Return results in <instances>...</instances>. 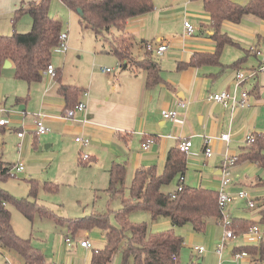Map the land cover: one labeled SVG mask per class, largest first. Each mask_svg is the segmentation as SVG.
Returning a JSON list of instances; mask_svg holds the SVG:
<instances>
[{
	"label": "crops",
	"instance_id": "1",
	"mask_svg": "<svg viewBox=\"0 0 264 264\" xmlns=\"http://www.w3.org/2000/svg\"><path fill=\"white\" fill-rule=\"evenodd\" d=\"M31 1L38 0H0V14L9 17L8 20L6 19V23L1 26L4 32H0V34L10 35V29L12 28L14 32L15 27L21 32L24 31L23 28L26 29L27 26L31 25V18L27 19L24 16V26L20 28L18 24L21 23L23 17L18 16L20 17L18 21V17H14L15 10ZM153 1V10L128 19L123 31L133 42L131 54L137 59L144 57L139 58L134 55L133 45L137 42L141 43L139 46L144 49L145 54L148 52L143 46L145 42L168 43V50L161 55L149 52L161 69L162 81L153 86L148 87L146 85L145 71L135 69L130 65L127 68H122L114 55L113 62L120 68L118 73L113 72V75H110L114 71L112 68L109 67L110 71L104 72L100 66L99 71L95 67H91L86 79L78 80L77 78L75 81H69L62 77L63 83L81 88L78 101L85 103L83 111L76 112L72 119L63 120L60 116L65 113L66 106L63 96L57 91L56 79L46 77L43 74L39 81L28 83L21 80L27 83V95L14 97L10 94L9 96L4 92L5 85L1 76L4 73L14 74V67L9 61L10 65L2 68L0 105L6 104L9 100L12 110L10 113L7 112L8 122L6 125L0 126V130H5L7 125L16 124L14 130L18 140V151L23 143L27 147L32 141L37 146H45V149H49L51 152H47V154L53 155L54 158H57L58 153L66 155L68 149L70 152L67 154L71 156L77 153L81 160H84L82 157L83 154H86L88 157L85 162L83 161V165H88L91 170L100 172L99 180L95 184L94 182L90 183L91 185L94 184L95 191L107 187L109 169L113 164H123L125 166L124 188L129 189L136 169L154 165L157 172L161 173L168 151L171 148L177 149V144L188 138L191 141V153L185 154L186 166L184 172L179 173L177 185L181 176H183L184 184L185 173L194 171L197 173L195 181L188 180V182L196 185L193 187H204L218 191L220 167L224 153L228 151L238 156L245 151L244 147L247 145L245 143L239 146L238 150L235 149L239 145L235 142L236 136L241 134L244 128H241L243 123L240 122L241 119L247 117L248 114L256 115L255 110L247 109L245 111V108L254 106L255 109L264 104V79L259 78L260 72L246 79L237 88L234 81L236 71H248L256 67L260 58L257 52L260 53L264 46V21L245 15L241 18L239 25L224 22L222 31L226 32L235 43L226 45L224 49H236L235 53L232 56L226 54V59H223L221 54L216 64L204 63L191 66L188 65L191 56L197 53H211L215 48L214 41L208 35L210 32L208 12L200 0ZM183 5L186 7V16L191 17L197 27V31L195 29L193 35L185 38L182 37V34L178 37L170 35L168 30L172 23L173 11L181 9ZM151 23L153 24L151 25ZM241 27L247 30L244 35L238 32V30H242ZM110 44V48H112L113 43ZM246 87H250V89L248 90ZM15 89L18 90V86H15ZM221 90H228L231 93L235 90L238 93L241 90L247 91V107H231L230 104L225 106L209 99L211 94ZM13 101L15 102L12 103ZM29 102L32 104L29 105ZM182 103L184 104L182 105ZM169 110L176 111V116L164 118L163 113ZM36 113L45 116L44 124L49 130L41 135L35 134L32 130L27 135L26 130L33 124ZM23 129L26 134L23 137H18L17 132ZM223 133H229V141L219 138ZM251 133L255 135L260 132L253 131ZM29 135L31 139H27ZM206 135L213 137L210 143L213 154L209 158L203 155V141ZM79 136L86 142L75 141V138ZM149 137H154V141L148 144L147 149H143L142 143ZM53 148L58 151L55 152ZM232 172V181L227 186L232 195V201L229 202L230 204L228 203L231 205L229 213L232 215L236 213L235 217L237 218L258 220L260 212H258L257 219L246 218L238 212L243 208L244 202L249 208H255L254 203L253 206H250L245 198L238 196V192L247 186H253L255 190H260L256 187L264 186V183H261L264 181V168L255 162L245 160L236 162L232 167ZM243 191L247 193V190ZM247 198L249 199V197ZM262 205L264 206V198L260 200L258 205L259 211ZM209 218L213 219L212 222L216 224L219 222L215 217H208L203 228L210 224ZM163 223H168V220ZM210 229L214 231L212 235H215L216 231ZM94 231H99L103 236L104 245L105 238L99 228H93L87 233ZM81 239L86 238L81 237ZM214 239L215 236L211 239V235L204 238L194 232L187 234L183 243L194 253V260L191 261L197 264H205V259L209 261L212 258L215 260V264H259L260 253L258 250L252 253L247 252V256L244 258L234 260L233 254L240 247L236 244L229 245L226 253H224L225 248L219 257L216 253V247L220 238H216L217 241ZM262 241L264 243V233ZM75 244L77 248L84 249L78 244V241ZM197 244L207 245L208 250L205 249L202 253L193 251L192 247ZM213 251L214 254L210 256L209 252ZM205 252H207L206 255ZM62 256L61 258H63ZM63 261L58 257V261H49L45 264L63 263ZM6 262V264H12L9 259ZM72 264H76L73 259Z\"/></svg>",
	"mask_w": 264,
	"mask_h": 264
},
{
	"label": "trees",
	"instance_id": "2",
	"mask_svg": "<svg viewBox=\"0 0 264 264\" xmlns=\"http://www.w3.org/2000/svg\"><path fill=\"white\" fill-rule=\"evenodd\" d=\"M50 0H38L21 5L14 12L17 18L28 13L31 28L27 32L14 31L10 35L0 34V74L5 60L12 62L14 76L28 83L39 81L47 64L51 60L52 48L58 43L61 22L49 15ZM69 9L78 14L83 22L98 36L110 32L111 28L119 31V39L113 37L111 53L122 68L128 65L146 73V85L153 86L162 81L160 66L155 58L146 52L141 60H129L132 41L123 31L128 19L146 14L153 10V0H61ZM210 17L209 37L215 48L211 53H197L191 56L188 65L198 66L204 63H217L224 47L235 44L232 38L222 31L224 22L238 24L245 15L264 21V0H248L238 3L234 0H200ZM114 38L117 41L114 40ZM128 54V56H127ZM57 91L63 96L66 112L78 102L81 88L62 82L59 68H55ZM154 138V137H153ZM149 138L145 139L146 141ZM245 151L237 156V162L252 161L264 168V131L255 134L253 143L247 144ZM84 162L86 160H83ZM13 164L0 159V180L12 176ZM186 166L185 153L171 148L165 158L163 171L158 173L154 165L143 166L135 170L129 187V196L122 198L120 208L114 212L116 223L111 222L107 213H90L80 217L63 219L56 217L45 207H37L35 201L28 198H16L0 187V245L17 252L24 264H45L42 251L33 246L30 238H20L13 232L8 205H14L24 216L31 217L34 211L42 216L54 218L58 224H65L73 236L77 231L99 228L105 243L101 248H91L90 264H110L119 254L121 264H180L179 252L183 238L174 227L189 224L194 231H201L208 217L222 219L218 205V191L184 185L179 191L165 193L161 186L169 183L177 174L183 173ZM14 175V174H13ZM125 166L113 164L109 169V182L104 189L110 195L123 193ZM36 183L35 181H33ZM261 183H264L262 181ZM47 185V183H46ZM37 185H33L31 195L35 196ZM134 210L147 212L153 221L165 217L170 227L157 232H150L145 222L131 221L129 214ZM258 220L230 218L229 227L237 234L245 233L253 224L264 226V206L260 208ZM238 250L248 253H260L264 257V243L240 246ZM176 255V260L172 257ZM189 264H197L191 261Z\"/></svg>",
	"mask_w": 264,
	"mask_h": 264
},
{
	"label": "rangeland",
	"instance_id": "3",
	"mask_svg": "<svg viewBox=\"0 0 264 264\" xmlns=\"http://www.w3.org/2000/svg\"><path fill=\"white\" fill-rule=\"evenodd\" d=\"M234 1L244 4L248 0ZM48 12L51 17L61 22V30L68 33V50L63 54L52 53L50 60L55 68H59L64 79L69 81H75L77 78L78 80L86 79L91 67H95L98 71L100 66L110 67L114 70L110 75H113V72L118 73V71H120V68L113 62L115 57L114 54L110 53V43H113V37L118 35L119 31L115 28H111L110 32L96 36L82 21L79 22L77 13L69 9L61 0H50ZM21 16L23 18L18 26L23 28L24 16L30 19V15L25 13L20 15V17ZM20 17L17 18V21ZM171 18L172 23L168 29L170 35H174L175 37L181 35L183 33L182 25L185 20L197 31L195 21L191 19V17L186 16V7L184 5L181 9L173 11ZM6 19L8 20L9 17H6L5 14H0V32H4L1 26L6 23ZM152 24L153 23H151V25ZM30 28L31 25L27 26L26 29L23 28L24 31H21V33L29 31ZM241 29L242 30H238V32L244 35V32L247 30L242 27ZM10 30V34H12L13 29L11 28ZM14 30L20 32L16 27ZM116 38L119 39V36H116ZM114 40L117 43L118 40L115 38ZM139 45L141 46L140 42L133 45V51L135 53L133 54L140 58L144 56L145 53L144 49ZM235 51L236 49L233 48L223 49L221 53L222 58L226 59V54L232 56ZM261 52L264 54V46ZM127 58L131 60V62L132 59L135 61L141 60V58L137 59L135 56H132V54ZM104 75L107 76L108 74L105 73ZM259 75V78L263 80L264 74L261 73ZM1 77L5 85L4 92L6 94H9V96L11 94L14 97L22 95L24 97L27 95L26 82L15 78L14 74L8 75L4 73ZM15 86H18V90L15 89ZM247 89L249 90L250 87ZM14 102L15 101L12 103ZM31 104L32 102H29V105ZM10 105L9 100H7L6 104L0 105V108H5L7 112L10 113L12 110ZM247 109H252V111L255 110L256 115L251 112L253 115L248 114L247 117L241 119L240 122H243L241 128H244L241 134L236 136L235 142L239 143L235 148L236 150L239 149V146L246 143V134L253 131H264V104H261L260 107L258 106V108L255 109L254 106L245 108V111ZM7 112L2 114L6 119H8ZM6 127L5 130H0V159L10 164L20 161L24 165V168L21 171L15 172L14 175L0 180L1 188L16 198H28L29 200L35 201L36 209L37 207L43 206L50 210L56 217L68 219L90 213H107L111 222L116 223L114 212L120 208L122 198L129 196V190L126 189V187L122 194L118 193L113 196L105 192L104 189L95 191L93 186L95 182L99 180L100 172L91 170L88 165H83V160L79 158L77 153L70 156L67 154L70 152L68 149L65 153L66 155L58 153L57 158H54L53 155L47 154V152H51L49 149H45V146H37L32 141L27 147L25 143H23L21 149L18 151V140L14 130L16 124L7 125ZM30 131L34 132L33 124L27 128V135ZM27 139H31V136H27ZM53 150H55V152L58 151L56 148H53ZM196 174L197 173H194V171L185 173L184 184L196 186L188 182V180H191V182L195 181ZM179 176L180 174H177L169 183L163 184L161 189L165 193L175 191ZM91 182H94V184L91 185ZM106 182L108 185V179ZM33 185H37V191L34 197L31 195ZM256 188H260V190H255L253 186L240 189L247 190L249 199L255 204V208H249L244 202L243 208L238 211L246 218H258V205L260 204V200L264 198V186ZM229 204L225 206L223 213L227 214L229 218H232L237 214L234 213V215H232L229 213V208L231 207ZM8 209L11 213L10 221L13 232L20 238H30L31 244L42 251L45 263L49 261H58L59 257L64 260L63 263L65 264H72V259L76 264H90L92 250L76 247L75 243L81 239V237L88 238L93 248L99 249L103 246L104 239L100 232L94 231L87 233V230L82 232L77 231L72 236L71 246H67L64 240L67 235L71 236V232H69L65 224H58L54 218L42 216L37 210L34 211L29 218L24 216L14 205H8ZM129 218L131 221L145 222L150 232L163 231L170 227L167 218L161 217L157 221H153L150 215L143 210L132 211L129 214ZM166 220H168V223H163ZM209 221L210 224L201 231H194L189 224L174 227V230L177 234L182 236L183 242L190 232H194L196 235H201L204 238H208V235H211V239H213L215 236L214 240H216V238L218 239V237L221 238L223 230L222 224L219 222L216 224L212 222L214 220L210 218ZM210 228L216 231L215 235H212L214 231ZM235 244L240 246L247 245L243 233L237 234L235 238L227 241L224 253H226L229 245ZM203 246L208 250L207 245ZM209 253L211 256L214 254V251ZM206 254L207 252H205V255ZM61 255H63V258H61ZM118 255L119 254L115 256L111 264H121V258ZM178 258L180 264H188L189 261L194 260V253L183 243ZM7 259H9L12 264H24L23 258L17 252L11 249L8 250L0 245V264H6ZM205 264H215V260H212V258H210L209 261L205 259ZM259 264H264V257L260 258Z\"/></svg>",
	"mask_w": 264,
	"mask_h": 264
},
{
	"label": "built area",
	"instance_id": "4",
	"mask_svg": "<svg viewBox=\"0 0 264 264\" xmlns=\"http://www.w3.org/2000/svg\"><path fill=\"white\" fill-rule=\"evenodd\" d=\"M194 30H195V28L188 21L185 20L183 22L182 37L183 38L190 37L191 35H193ZM67 39H68V33L61 31L59 41L52 48V52L57 53V54L66 53V51L68 50ZM143 46H144L146 51H148L150 53L155 52L157 55H161L165 51L168 50V43H165V42L154 44V43L148 41V42H145L143 44ZM257 54L260 58H259V61H258L255 68H253L252 70H248V71L238 70L234 74V81H235V87L236 88L241 86V84L246 79L255 75L257 72L264 73V54L261 52L260 53L257 52ZM101 70L104 72H108V71H110V68L102 66ZM43 74L49 78L54 77L55 67L51 62H49L47 64L46 69H45ZM209 99L213 100V101L220 102L225 106L227 104H230L231 107L247 106L248 93L245 90H241L240 93L236 92V90L232 93L228 90H221L217 93L211 94L209 96ZM183 104L184 103H182V105ZM84 109H85V103L78 101L73 108L68 109L64 114H62L60 116V118L63 120L72 119L74 117V115L76 114V112L83 111ZM5 112H7V109L0 108V126H4L8 122V120L5 118V116H2V114H4ZM163 116H164V118H172V117L176 116V111H174V110L166 111L163 113ZM44 117L45 116L41 113L35 114L34 121H33V127H34V133L37 135L45 134L49 130V128L44 124ZM24 134H25L24 129L17 132L18 137H23ZM219 138L221 140H224V141H229L230 135H229V133H223L220 135ZM212 139H213L212 136H209V135L204 136L203 155L206 158H209L213 154V149H212V146L210 144ZM254 140H255L254 134L248 133L245 135V142L247 144L253 143ZM75 141L84 142V143L86 142L85 139H83L80 136L76 137ZM153 141H154V138L149 137V139L147 141L142 143V148L147 149L148 144L153 142ZM190 147H191V141L188 138L181 140L177 144V149L184 152L186 155H189L191 153ZM87 157L88 156L86 154H83L82 159L85 160V159H87ZM236 162H237V155H235L233 153H229L228 151H226L224 153L223 160L221 162V167H220V186L218 189V205H219V208H220L221 214H222V219L219 221V223L222 224V226H223L221 238L219 239V242H218L217 247H216V253L219 257L221 256L223 250L226 248L227 241L229 239H233L236 237V234L229 227V224L231 222L229 216L227 214L223 213V209L225 208V206L229 202L232 201V195L229 193L227 186L232 181L231 169L235 165ZM23 168H24V166H23L22 162H17V163H14L12 165L10 172L13 175V174H15V172L23 170ZM182 186H183V176H181L179 179V183L177 185L176 191L181 190ZM238 196L241 198H245L248 201L249 205L253 206V202L247 198L248 196H247V193L245 191H243V190L239 191ZM263 233H264L263 226H261L260 224L251 225L247 229V231L245 233H243L246 244L247 245H256L257 244L258 245L259 242L263 238ZM72 239H73L72 236L67 235L65 237L64 241L67 243L68 246H70L72 243ZM78 244L84 248H87V249H91L93 247L91 241L87 238L86 239H79ZM192 249H193V251L198 252V253H202L205 251V247L203 245H199V244L194 245L192 247ZM245 256H247V251L238 250V251L234 252L233 259L234 260H240V259L244 258ZM172 258L174 260H176L177 257H176V255H174ZM49 264H64V263L52 262Z\"/></svg>",
	"mask_w": 264,
	"mask_h": 264
},
{
	"label": "water",
	"instance_id": "5",
	"mask_svg": "<svg viewBox=\"0 0 264 264\" xmlns=\"http://www.w3.org/2000/svg\"><path fill=\"white\" fill-rule=\"evenodd\" d=\"M8 65H10V64H9V60H5L4 63H3V67H6V66H8Z\"/></svg>",
	"mask_w": 264,
	"mask_h": 264
},
{
	"label": "bare ground",
	"instance_id": "6",
	"mask_svg": "<svg viewBox=\"0 0 264 264\" xmlns=\"http://www.w3.org/2000/svg\"><path fill=\"white\" fill-rule=\"evenodd\" d=\"M53 53V52H52Z\"/></svg>",
	"mask_w": 264,
	"mask_h": 264
}]
</instances>
